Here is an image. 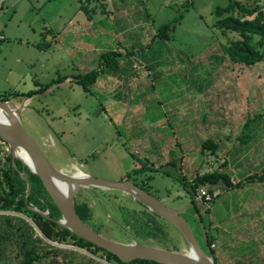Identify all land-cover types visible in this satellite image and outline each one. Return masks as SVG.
I'll use <instances>...</instances> for the list:
<instances>
[{"label":"rangeland","instance_id":"374dc122","mask_svg":"<svg viewBox=\"0 0 264 264\" xmlns=\"http://www.w3.org/2000/svg\"><path fill=\"white\" fill-rule=\"evenodd\" d=\"M228 1L6 0L0 95L24 104L23 128L57 168L71 172L74 165L92 177L121 181L146 163L133 181L180 209L190 204L183 180L220 169L236 183L264 172V116L241 130L264 111V60L247 66L225 53L226 37L238 35H223L213 24L216 7ZM236 1L264 11V0ZM163 24L169 27L157 36ZM107 50L119 53L118 70L105 69L84 90L74 75L96 68ZM243 134L249 135L244 143L238 140ZM206 139L216 148H202ZM3 148L0 166L11 156L10 147ZM207 188L198 187L195 200L205 234L213 237L216 264H264V180L229 189L213 185L210 201L198 196ZM74 203L85 206V222L108 239L188 249L171 223L125 193L81 189ZM194 212L188 205L183 214L202 242ZM8 214L16 215L0 211V233ZM43 240L77 252L59 255L73 264H80V253L105 262L75 245ZM1 252L0 264L21 258L14 246L6 252L2 245Z\"/></svg>","mask_w":264,"mask_h":264},{"label":"trees","instance_id":"16d2710c","mask_svg":"<svg viewBox=\"0 0 264 264\" xmlns=\"http://www.w3.org/2000/svg\"><path fill=\"white\" fill-rule=\"evenodd\" d=\"M6 0H0V9ZM259 2L260 0H254ZM237 11L238 14H235ZM216 20L213 24L221 31L223 35L226 32H234L238 38H227L225 40L224 51L229 59L235 63L243 65H254L264 60V11L262 9H253L239 3L236 0H229L225 6H218L215 9ZM168 24H163L158 28L157 36L163 37L162 32L168 28ZM253 36L258 37V41L252 40ZM119 53L117 51L107 50L102 52L98 57V65L94 69H90L84 73L74 75L76 83H79L84 90H88V86L93 84L98 76L108 69L115 72L119 68L118 61ZM59 79L57 82H61ZM41 90H45L49 85L41 86ZM32 93L26 94L29 97ZM5 95H0V100H7ZM264 116V111L254 114L252 117L245 120L241 130L244 133L250 125L257 119ZM249 139L248 134H243L238 140L242 143ZM216 148L211 139H206L202 143V148ZM213 150V149H212ZM7 163L0 166V211L10 212L16 215H4L5 227L0 233V257L2 255L1 248L9 252L11 247L14 246L19 249L20 259L15 264H73L72 258L59 259L61 252L75 253L67 249L54 247L42 239L46 238L47 241L72 244L79 248L86 249L91 254H97L98 257L103 259L109 264H159L153 260L147 259H134L129 262L121 261L116 255L109 251L97 247L90 241L74 235L69 229L60 226L53 219L60 218V211L53 202L51 196L44 187L41 179L30 172L20 161L15 160L17 169L12 166V158L9 155ZM149 168L146 163L138 168L132 169L131 172L126 174L125 180H131L134 184L145 189L143 185L133 181V176L142 173L143 169ZM17 170L24 171L30 181L31 192L25 200L26 183L20 177ZM147 179L150 176L146 177ZM264 180V172L261 174H250L238 182L233 183L231 177L225 171L214 169L213 171L205 172L194 176L191 181L183 180L181 185L188 193L190 204L195 211L199 213V208L195 200V193L198 187L207 186L206 191L212 195V186L222 183L226 188L242 187L245 182H262ZM143 183V182H142ZM146 190V189H145ZM214 198V196H212ZM211 198V199H213ZM204 199V198H203ZM205 200V199H204ZM208 201V200H205ZM210 201V200H209ZM36 207L41 211L48 209V215L52 219H47L40 213L31 209ZM75 209L79 217L85 222L87 216V209L84 205H75ZM200 218L201 215L199 214ZM28 218L35 226L40 234H37L32 225L26 219ZM183 217L185 218L184 214ZM194 220L197 221L195 217ZM186 219V218H185ZM202 221V218H201ZM18 222V226H15ZM213 237L206 233V243L200 242L202 248L206 247L214 255V250L211 248ZM43 243V245H42ZM215 256V255H214ZM80 264H104L90 256L80 253Z\"/></svg>","mask_w":264,"mask_h":264},{"label":"water","instance_id":"95a60500","mask_svg":"<svg viewBox=\"0 0 264 264\" xmlns=\"http://www.w3.org/2000/svg\"><path fill=\"white\" fill-rule=\"evenodd\" d=\"M23 107L24 104L16 106L9 100H0V111L4 114V118H0V138L10 147L12 166L15 169H17L15 160H18L41 179L60 211V218L53 219L57 224L69 229L74 235L116 255L123 262L147 259L159 264H216L213 254L207 247L205 250L202 248L189 223L183 217L186 207L191 204H185L182 208L176 209L165 204L131 180L110 181L92 177L84 172L80 175V173H69L57 168L49 161L40 145L23 128L20 116ZM18 148L26 153L30 164L16 155L15 151ZM17 171L26 183L25 200H27L31 192L30 181L24 171ZM81 189L115 190L131 196L136 203L171 223L185 238L188 249L175 251L137 242L124 243L104 237L84 222L76 212L74 200ZM31 209L47 219H52L48 215V209L45 211L36 207H31ZM194 216L200 223L206 243V234L199 213L195 211ZM34 228L40 234L35 226ZM43 239L46 240L45 237Z\"/></svg>","mask_w":264,"mask_h":264},{"label":"bare ground","instance_id":"6f19581e","mask_svg":"<svg viewBox=\"0 0 264 264\" xmlns=\"http://www.w3.org/2000/svg\"><path fill=\"white\" fill-rule=\"evenodd\" d=\"M0 118H4V114L2 113V111H0ZM16 155L22 159L24 162H26L27 164H30V161H29V158L28 156L26 155V153L22 150V149H16L15 151ZM72 171L69 172V173H82V171H80L76 166H72L71 167Z\"/></svg>","mask_w":264,"mask_h":264},{"label":"built area","instance_id":"2783aa9c","mask_svg":"<svg viewBox=\"0 0 264 264\" xmlns=\"http://www.w3.org/2000/svg\"><path fill=\"white\" fill-rule=\"evenodd\" d=\"M4 147V148H3ZM0 148L5 149L6 151H9V145L0 138ZM3 151V150H1ZM198 196L199 198H204L205 200H211L212 196H215V193H213L212 195H210L206 190L201 189L200 191H198Z\"/></svg>","mask_w":264,"mask_h":264},{"label":"flooded vegetation","instance_id":"af4514ba","mask_svg":"<svg viewBox=\"0 0 264 264\" xmlns=\"http://www.w3.org/2000/svg\"><path fill=\"white\" fill-rule=\"evenodd\" d=\"M90 191H92V190H90ZM194 216V215H193Z\"/></svg>","mask_w":264,"mask_h":264}]
</instances>
